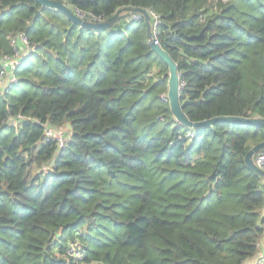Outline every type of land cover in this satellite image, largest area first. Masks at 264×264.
<instances>
[{
  "label": "trees",
  "instance_id": "trees-1",
  "mask_svg": "<svg viewBox=\"0 0 264 264\" xmlns=\"http://www.w3.org/2000/svg\"><path fill=\"white\" fill-rule=\"evenodd\" d=\"M54 1L120 19L85 29L0 0V56L19 34L36 47L0 89V264H264V177L245 161L264 126L181 125L169 67L130 11L159 17L189 121L264 119V0ZM47 127L69 129L65 147Z\"/></svg>",
  "mask_w": 264,
  "mask_h": 264
},
{
  "label": "water",
  "instance_id": "water-1",
  "mask_svg": "<svg viewBox=\"0 0 264 264\" xmlns=\"http://www.w3.org/2000/svg\"><path fill=\"white\" fill-rule=\"evenodd\" d=\"M37 1L41 3L42 9L48 8L61 12L74 24L79 25L85 29H94V30L105 29V28L109 29L113 26L115 22H117L120 19L119 14H117L110 22H106V23L89 22L79 18L68 6H66L60 1H54V0H37ZM130 11L132 13H140L144 15L147 31H148L149 46L154 52H156L161 57V59L169 67V84H168L167 96L170 102L171 113L181 125L191 129H198L204 126H212L219 122L264 126V119H258V118L246 119L239 117H222V118L217 117L199 123H192L191 121H189L181 107V102H180L181 89H180V76L178 73V67L170 58V56L165 51H163V49L159 45L155 44V37L152 30L151 16L147 13V11L142 9H131ZM260 152H264V142L258 144L253 149H251L249 153L246 155L245 161L250 170L264 177V170L260 169L255 164L253 159L254 155Z\"/></svg>",
  "mask_w": 264,
  "mask_h": 264
},
{
  "label": "built area",
  "instance_id": "built-area-1",
  "mask_svg": "<svg viewBox=\"0 0 264 264\" xmlns=\"http://www.w3.org/2000/svg\"><path fill=\"white\" fill-rule=\"evenodd\" d=\"M67 6V5H66ZM71 9V8H70ZM72 10V9H71ZM79 18H86V13L75 9L72 10ZM152 19V30L155 37V31L159 24V17L153 12H148ZM137 15H139L137 13ZM137 19L139 16H136ZM155 44L159 45L155 39ZM11 45L15 48V54L13 56H0V89L2 91L12 90L16 85H18L19 80L15 76L22 63L35 55L36 47H31L28 42V37L25 34H19L17 37L11 40ZM181 89V82H180ZM168 98V96H167ZM169 100V99H168ZM21 118V117H20ZM59 129L46 128V133L49 137L53 136L59 141L61 147H65L66 142L70 138V131L68 137L58 134L56 131ZM255 164L262 170H264V152L256 154L254 159ZM68 257L74 258L76 261L80 262L85 256L84 248L77 247L76 245H71L66 252Z\"/></svg>",
  "mask_w": 264,
  "mask_h": 264
},
{
  "label": "rangeland",
  "instance_id": "rangeland-1",
  "mask_svg": "<svg viewBox=\"0 0 264 264\" xmlns=\"http://www.w3.org/2000/svg\"><path fill=\"white\" fill-rule=\"evenodd\" d=\"M56 132L62 136H65V137H68V135H69V129L66 127L59 128V130H57Z\"/></svg>",
  "mask_w": 264,
  "mask_h": 264
},
{
  "label": "crops",
  "instance_id": "crops-1",
  "mask_svg": "<svg viewBox=\"0 0 264 264\" xmlns=\"http://www.w3.org/2000/svg\"><path fill=\"white\" fill-rule=\"evenodd\" d=\"M260 252H261V253H260L261 255L264 253V238H263V240L261 241V249H260ZM253 261H254V260H253ZM253 261L250 262V263H251V264H254L255 262H253ZM250 263H249V264H250Z\"/></svg>",
  "mask_w": 264,
  "mask_h": 264
},
{
  "label": "bare ground",
  "instance_id": "bare-ground-1",
  "mask_svg": "<svg viewBox=\"0 0 264 264\" xmlns=\"http://www.w3.org/2000/svg\"><path fill=\"white\" fill-rule=\"evenodd\" d=\"M255 158H256V155H254L253 159H255Z\"/></svg>",
  "mask_w": 264,
  "mask_h": 264
}]
</instances>
